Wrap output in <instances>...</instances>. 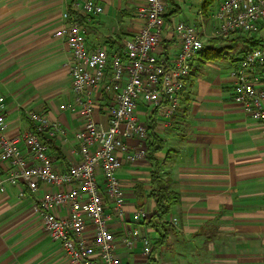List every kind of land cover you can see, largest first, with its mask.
<instances>
[{
  "label": "crops",
  "instance_id": "obj_1",
  "mask_svg": "<svg viewBox=\"0 0 264 264\" xmlns=\"http://www.w3.org/2000/svg\"><path fill=\"white\" fill-rule=\"evenodd\" d=\"M93 1L103 11L80 8L74 12L75 19L83 26L90 49L106 48L112 55L142 27L136 13L145 0ZM212 1L207 5L205 0H166L155 54L172 59L180 49L175 26L196 22L199 11L207 32L213 34V16L224 0ZM71 5L72 0H0V94L5 98L7 133L20 136L31 130V111L62 122L68 129L65 137L45 135L59 171L81 161L75 134L83 126V117L70 75L72 55L66 40L54 36ZM239 35L205 40L172 116L139 101L138 117L148 135L144 140L130 135L126 142L133 152L144 148L145 155L132 160L121 154L118 177L125 191L127 218L110 222L120 264H264V133L233 98L230 74L248 45L237 39ZM254 35L263 39L264 31L249 36ZM221 48L225 51L219 56L216 50ZM111 74L109 65L104 82L91 90L95 118L104 127L109 125L107 105L118 92L105 89ZM148 143L158 146L152 159ZM157 169L171 180L180 202L165 216L164 225L153 227L149 217L155 202L144 201ZM9 170V162L0 156V264H73L35 210L47 192L60 188L40 182L39 189L31 191L22 181H7ZM141 207L150 212L137 218L135 211ZM54 211L65 216L70 207ZM131 225L152 242L167 234L164 243L151 255L144 253L141 242L126 247L119 238ZM85 235L92 241L91 224Z\"/></svg>",
  "mask_w": 264,
  "mask_h": 264
},
{
  "label": "built area",
  "instance_id": "obj_2",
  "mask_svg": "<svg viewBox=\"0 0 264 264\" xmlns=\"http://www.w3.org/2000/svg\"><path fill=\"white\" fill-rule=\"evenodd\" d=\"M166 6V0H145L136 13L143 22L142 27L126 41L122 51L112 55L106 48L88 47L83 26L74 15L80 8L100 13L102 6L93 0H72L70 9L64 13L66 22L55 30L54 36L64 38L69 46L75 103L83 117V126L75 134L81 161L68 170L56 168L50 146L41 136L65 137L67 127L62 122L51 121L46 114L31 111L28 116L34 129L20 136H10L4 112L5 98L0 94V156L10 164L6 180L22 181L34 192L40 182L60 188L47 192L35 205V210L42 216L45 230L61 244L73 264L121 263L117 237L110 222L114 218H127L125 191L118 177L123 166L121 154H127L132 160L145 155L144 148L133 152L126 142L130 135L142 140L148 135L147 126L138 117L139 101L146 102L162 115L172 116L179 106L192 63L204 49L207 38L264 31V0H224L213 16V34L207 32L202 11L198 12L196 22H179L175 26L180 49L172 59H166L155 54L162 36ZM109 65L112 74L105 89L118 92L107 105L109 125L104 127L95 118L91 90L104 82ZM230 76L233 98L262 126L264 133V46L247 51ZM66 205L70 212L65 216L56 215L54 209ZM149 212L148 207H141L135 215L138 218ZM89 224L94 231L92 241L85 235ZM119 239L129 248L141 242L146 255L153 253L152 240L135 226L126 227Z\"/></svg>",
  "mask_w": 264,
  "mask_h": 264
},
{
  "label": "trees",
  "instance_id": "obj_3",
  "mask_svg": "<svg viewBox=\"0 0 264 264\" xmlns=\"http://www.w3.org/2000/svg\"><path fill=\"white\" fill-rule=\"evenodd\" d=\"M205 2H206L205 4L210 5L213 1L205 0ZM239 34L240 35L237 37V39L248 43L245 50L243 51V55L247 51H250L260 46H264V36L263 39L261 38L259 39L256 38V35L249 36L250 34H242V33ZM237 39L236 41H238ZM122 50L123 48H121L118 51H122ZM216 51L219 56H222L224 55L223 53L225 51V48L217 49ZM31 129H34V125L32 126ZM41 136L49 144L51 148V141L47 139L45 135H41ZM148 146H149L148 155L152 159L154 158L152 156V151L156 150L158 146L152 148L150 143H148ZM151 183H152V188L148 196H146L144 204L148 199L153 200L155 202V212H153L150 215L149 223H152L153 227H158L160 225H164L165 220L163 221V219L170 212L172 206L180 202V194L179 192L173 189L171 180L163 178L160 175L158 169L152 173ZM166 235L167 234L161 236L160 238H158L156 241L153 242V251L164 243V238L166 237Z\"/></svg>",
  "mask_w": 264,
  "mask_h": 264
},
{
  "label": "rangeland",
  "instance_id": "obj_4",
  "mask_svg": "<svg viewBox=\"0 0 264 264\" xmlns=\"http://www.w3.org/2000/svg\"><path fill=\"white\" fill-rule=\"evenodd\" d=\"M232 54H236V51H233Z\"/></svg>",
  "mask_w": 264,
  "mask_h": 264
}]
</instances>
